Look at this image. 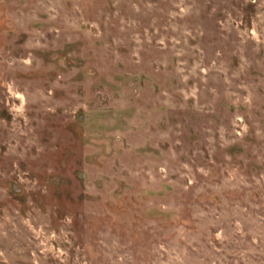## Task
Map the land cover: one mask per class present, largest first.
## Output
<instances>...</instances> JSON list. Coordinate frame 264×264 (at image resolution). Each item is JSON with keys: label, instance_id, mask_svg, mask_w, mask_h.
<instances>
[{"label": "rangeland", "instance_id": "obj_1", "mask_svg": "<svg viewBox=\"0 0 264 264\" xmlns=\"http://www.w3.org/2000/svg\"><path fill=\"white\" fill-rule=\"evenodd\" d=\"M0 264H264V0H0Z\"/></svg>", "mask_w": 264, "mask_h": 264}]
</instances>
